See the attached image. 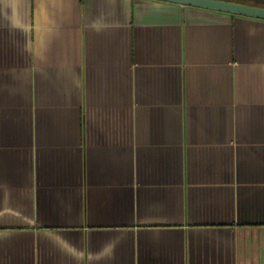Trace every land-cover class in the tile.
<instances>
[{
	"label": "crops",
	"instance_id": "0c3cea01",
	"mask_svg": "<svg viewBox=\"0 0 264 264\" xmlns=\"http://www.w3.org/2000/svg\"><path fill=\"white\" fill-rule=\"evenodd\" d=\"M0 264H264V20L0 0Z\"/></svg>",
	"mask_w": 264,
	"mask_h": 264
},
{
	"label": "water",
	"instance_id": "95a60500",
	"mask_svg": "<svg viewBox=\"0 0 264 264\" xmlns=\"http://www.w3.org/2000/svg\"><path fill=\"white\" fill-rule=\"evenodd\" d=\"M154 1L264 20V0H154Z\"/></svg>",
	"mask_w": 264,
	"mask_h": 264
}]
</instances>
